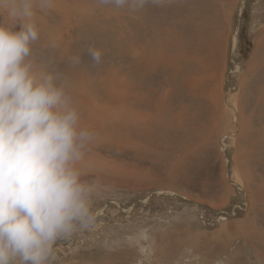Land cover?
<instances>
[{
	"label": "rangeland",
	"instance_id": "rangeland-1",
	"mask_svg": "<svg viewBox=\"0 0 264 264\" xmlns=\"http://www.w3.org/2000/svg\"><path fill=\"white\" fill-rule=\"evenodd\" d=\"M36 20L37 60L66 74L81 123L108 119L83 177L95 224L58 240L50 264H264V0H56Z\"/></svg>",
	"mask_w": 264,
	"mask_h": 264
},
{
	"label": "clouds",
	"instance_id": "clouds-1",
	"mask_svg": "<svg viewBox=\"0 0 264 264\" xmlns=\"http://www.w3.org/2000/svg\"><path fill=\"white\" fill-rule=\"evenodd\" d=\"M149 2L159 0H96L129 12ZM55 6L0 0V264H50L56 242L91 229L97 216L96 187L83 179L97 133L81 123L66 74L34 48L37 11ZM88 56L99 64L103 53L90 45Z\"/></svg>",
	"mask_w": 264,
	"mask_h": 264
},
{
	"label": "bare ground",
	"instance_id": "bare-ground-1",
	"mask_svg": "<svg viewBox=\"0 0 264 264\" xmlns=\"http://www.w3.org/2000/svg\"><path fill=\"white\" fill-rule=\"evenodd\" d=\"M159 1H162V0H159ZM153 4V3H152ZM165 4V3H164ZM147 5V4H146ZM177 8V7H176ZM163 9V11H164V8H162ZM213 9V8H212ZM214 10V9H213ZM217 10V9H216ZM178 11V10H177ZM89 13H90V11H89ZM159 16H161V15H159ZM174 16V18H175V16H176V14H174L173 15ZM178 17H180L179 15H178ZM147 21H149V22H151L152 20L151 19H147ZM157 21H159L160 22V24H161V20H158V19H155V22H157ZM166 22V21H165ZM165 25V24H164ZM163 25V26H164ZM161 26H162V24H161ZM164 28V27H163ZM163 28H160L159 29V31H160V34L164 31L163 30ZM169 33V32H168ZM171 35V34H170ZM169 44L170 43H172L171 41L170 42H168ZM175 44V43H174ZM158 47H160V48H163L164 47V45H162V44H158ZM134 48V47H133ZM132 48V49H133ZM166 51V50H165ZM216 51V50H215ZM163 52V53H162ZM160 54H161V56H160ZM176 55V54H175ZM158 56V59H160L161 60V62L165 65H172L173 67H174V64H175V59L177 58V56L175 57V56H170V58L167 56V54H164V51L163 50H160L159 51V54L157 55ZM160 57V58H159ZM179 63V62H178ZM140 65H141V63H139ZM138 63H135L134 64V66L132 65V67H140V65H139ZM142 66V65H141ZM167 67V66H166ZM169 67V66H168ZM171 67V66H170ZM172 67V68H173ZM144 68V67H143ZM164 69V68H163ZM172 70V69H171ZM164 71V70H163ZM166 71V70H165ZM168 71H169V68H168ZM168 71H166V72H168ZM175 71H176V74L178 73L177 72V70L175 69ZM164 74V73H163ZM187 74V73H186ZM132 76H134L135 77V74H131ZM173 75V74H172ZM138 86L137 85H135V80L134 81H132V80H130V83H129V89H130V92H131V94H132V96L134 95V90L137 88ZM115 89V88H114ZM138 89V88H137ZM129 92V91H128ZM127 92V93H128ZM130 94V93H129ZM141 94V93H140ZM105 95V94H104ZM108 96V95H107ZM212 97V96H211ZM214 99L213 100H210V99H212V98H210L209 100L211 101L210 103H212L213 101H215V107H217V104H218V99L217 98H215V97H213ZM130 99V98H129ZM132 99H134V98H132ZM85 101V100H84ZM136 101V100H135ZM150 101V100H149ZM151 102V101H150ZM90 103H92L93 104V102H90ZM89 103V104H90ZM118 103V102H117ZM130 103H131V101H130ZM147 104V103H146ZM213 104V103H212ZM85 105H86V103H85ZM130 105V104H129ZM214 105V104H213ZM95 106V105H94ZM132 106V105H131ZM136 106H139V105H136ZM234 106V105H233ZM235 107V109L237 110V111H239V109H238V107H236V106H234ZM117 108V107H116ZM133 108V107H132ZM141 109V108H140ZM100 110V109H99ZM143 111V110H142ZM91 112V111H90ZM115 112V111H114ZM113 112V113H114ZM132 112V111H131ZM130 112V113H131ZM135 112V111H134ZM130 113H128V114H130ZM88 114V113H87ZM103 114L104 113H99V114H96L95 112H93V116H92V118H91V120H92V125H91V129H93V130H96L97 128H100V126H101V123L103 122H107L108 121V119H107V116L106 115H104L103 116ZM127 114V113H126ZM133 114V113H132ZM116 115V114H115ZM118 115H119V113H118ZM106 116V117H105ZM108 116L110 117V119L114 116L113 114H108ZM133 117H134V115H133ZM149 116H144L143 118H142V121L144 122V123H146L147 121H148V118ZM235 117V116H234ZM90 118V117H89ZM114 118V117H113ZM124 118V117H123ZM126 123L125 124H123L121 121H119L120 123H119V126L120 127H123L124 125H126V131H131L135 126H138L137 124H138V119L139 118H137V117H134V118H131V119H128L127 118V116H126ZM176 120V119H175ZM124 121V120H123ZM220 121V120H219ZM235 122H237V120H235ZM90 123V124H91ZM220 123V122H219ZM108 124V123H107ZM140 124V123H139ZM147 124H150L149 122L147 123ZM152 124V123H151ZM150 124V125H151ZM175 124V123H174ZM106 126V125H105ZM119 126L117 127V128H119ZM116 127V126H115ZM116 128V129H117ZM137 129V128H136ZM120 130V129H119ZM122 130V129H121ZM98 132H96V133H99V132H101V130L99 131V130H97ZM114 132V131H113ZM134 133V132H133ZM130 134H131V132H130ZM137 134V133H136ZM129 135V134H128ZM129 137V136H128ZM112 138H114V137H112ZM149 138V137H148ZM153 140V139H152ZM128 144H131V146H133L134 145V143H132V142H128ZM92 145V144H91ZM89 153V152H88ZM97 165V164H96ZM93 167H94V165H93ZM123 172V171H122ZM252 236V235H251Z\"/></svg>",
	"mask_w": 264,
	"mask_h": 264
}]
</instances>
